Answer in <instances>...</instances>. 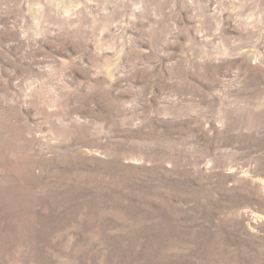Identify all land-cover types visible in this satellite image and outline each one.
<instances>
[{
	"label": "rangeland",
	"instance_id": "obj_1",
	"mask_svg": "<svg viewBox=\"0 0 264 264\" xmlns=\"http://www.w3.org/2000/svg\"><path fill=\"white\" fill-rule=\"evenodd\" d=\"M0 264H264V0H0Z\"/></svg>",
	"mask_w": 264,
	"mask_h": 264
}]
</instances>
